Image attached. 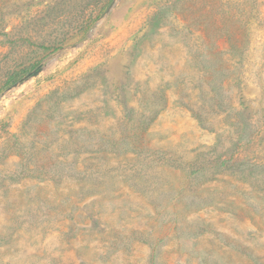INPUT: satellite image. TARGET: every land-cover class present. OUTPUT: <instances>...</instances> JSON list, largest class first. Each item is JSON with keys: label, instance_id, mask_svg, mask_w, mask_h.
Wrapping results in <instances>:
<instances>
[{"label": "rangeland", "instance_id": "rangeland-1", "mask_svg": "<svg viewBox=\"0 0 264 264\" xmlns=\"http://www.w3.org/2000/svg\"><path fill=\"white\" fill-rule=\"evenodd\" d=\"M0 264H264V0H0Z\"/></svg>", "mask_w": 264, "mask_h": 264}, {"label": "water", "instance_id": "water-1", "mask_svg": "<svg viewBox=\"0 0 264 264\" xmlns=\"http://www.w3.org/2000/svg\"><path fill=\"white\" fill-rule=\"evenodd\" d=\"M42 71V65H38L35 69L25 75L22 79H20L17 83H14L8 90L14 89L17 86L23 84L24 82L36 77Z\"/></svg>", "mask_w": 264, "mask_h": 264}]
</instances>
